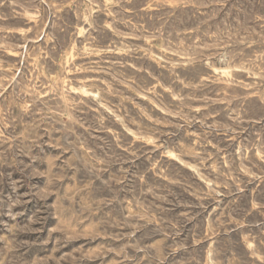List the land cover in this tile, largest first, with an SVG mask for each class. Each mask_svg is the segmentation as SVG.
<instances>
[{
  "label": "rangeland",
  "instance_id": "obj_1",
  "mask_svg": "<svg viewBox=\"0 0 264 264\" xmlns=\"http://www.w3.org/2000/svg\"><path fill=\"white\" fill-rule=\"evenodd\" d=\"M0 264H264V0H0Z\"/></svg>",
  "mask_w": 264,
  "mask_h": 264
},
{
  "label": "bare ground",
  "instance_id": "obj_2",
  "mask_svg": "<svg viewBox=\"0 0 264 264\" xmlns=\"http://www.w3.org/2000/svg\"><path fill=\"white\" fill-rule=\"evenodd\" d=\"M55 4V3H54ZM80 30V29H79ZM87 48V47H86ZM120 52V51H119ZM71 54V53H70ZM23 59V58H22ZM229 67V66H228ZM227 68V67H226ZM152 100V99H151ZM160 121V120H159ZM127 130V129H126ZM142 135V134H141Z\"/></svg>",
  "mask_w": 264,
  "mask_h": 264
}]
</instances>
